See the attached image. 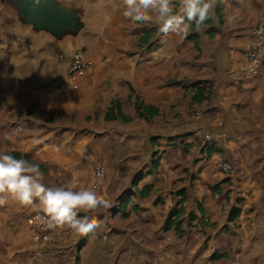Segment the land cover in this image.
Masks as SVG:
<instances>
[{"label":"crops","instance_id":"crops-1","mask_svg":"<svg viewBox=\"0 0 264 264\" xmlns=\"http://www.w3.org/2000/svg\"><path fill=\"white\" fill-rule=\"evenodd\" d=\"M84 1L73 3L84 8ZM212 4L222 16L213 14L214 36L207 26L197 31L198 50L188 39L190 32L164 36L155 23L132 24L119 11L123 0H106L112 8L108 29L80 38L94 42L95 64L78 89L55 80L43 89L33 87L29 50L21 52L11 34L3 43L5 16L0 14V88H19L24 79L29 83L0 110V151L29 156L48 184L71 179L73 173L82 182L95 181L94 168L103 164L107 175L100 188L110 202L107 209L95 210L100 227L85 235L55 233V242L39 250L26 225V216L40 210L38 201L24 206L9 198L0 205V264H39L42 259L59 264L68 256L91 261L110 256L115 264H178L172 246H164L168 241H162L161 223H148L161 204L169 208L181 201L182 229L188 232V214L200 216L205 226L230 221L240 210L231 208L233 200H242L248 191L251 197L263 196L264 68L251 80L242 73L251 30L264 20V0ZM6 72L9 79L2 77ZM199 88L205 89L204 98L196 102ZM195 103L204 109L200 121L192 117ZM206 133L213 143L207 149L210 157L203 158L206 151L193 146ZM221 156L232 162L231 174L214 166L213 159ZM179 212L173 210L170 219ZM167 229L175 227L167 223ZM169 240L176 241L173 236ZM100 244L109 251L98 250Z\"/></svg>","mask_w":264,"mask_h":264},{"label":"rangeland","instance_id":"rangeland-1","mask_svg":"<svg viewBox=\"0 0 264 264\" xmlns=\"http://www.w3.org/2000/svg\"><path fill=\"white\" fill-rule=\"evenodd\" d=\"M62 1L74 5L73 0ZM84 3V8L81 7L83 10L82 20L85 23L84 29L76 36H67L62 40H57L46 32H37L33 30L32 26L22 24L18 20L16 10L7 3L0 2V14L3 17L5 16V19L2 17L3 22L1 24L3 43L6 44L8 42L7 37L11 34L13 35L12 41L18 44V49H23L21 52L26 51V49L29 50L28 75L29 78H32L33 87L36 89L48 87L53 80L72 87L67 77L68 58L70 59L78 49L85 50L91 58L93 57L91 48L94 42L91 43L88 40L82 42L80 38L88 32L102 35L108 29L106 20L112 8H108L106 0H99L91 3V5L87 0ZM215 12L216 7L213 5V14ZM9 15H12V17L10 18ZM207 28L212 29L213 26H207ZM25 59L26 57L23 59V76L27 73ZM3 76L4 79H9L11 73L6 72ZM23 76L19 73L15 75V77ZM2 82L9 83L10 81L3 80ZM28 84L24 79L22 86H19V88L13 89L10 86L0 88V110L4 111L3 107L10 105L9 102L14 100V96L20 97L19 90L26 89ZM102 180H99V186L102 184ZM250 193L248 191L246 197L242 200H233L232 206L229 201L226 202L227 209L231 206V208H240L241 210L240 217L235 221L225 219L222 222L205 226L202 221L204 219L201 220L200 216L188 214L184 223V227H187L188 232L183 236H179L175 234V229H167V223L172 217L171 212L173 210L180 211L181 201L177 199L173 201L172 205H169V208L161 204L157 208L156 215H153L148 220V223H161L164 239L162 241H168L167 245L164 246L165 248H168L169 245L172 246V253H176L179 256L177 257L178 264H264V194L262 197L256 196V194L251 197ZM114 205L117 208L118 201ZM106 222L113 223L117 221L108 220ZM224 228L225 230H223ZM155 233V231L152 232L153 235ZM170 236H173L176 240L172 244L169 240ZM100 247L105 253L109 251V248L102 246V244L99 245L98 250H100ZM80 251L81 247L77 248L76 252ZM217 254L224 257L215 259ZM84 259H87V264H115V261L110 259V256L105 259L96 258L97 260L94 259V261H91V258L78 257L76 259L68 256L60 258L58 262L59 264H86ZM43 260L45 259H42L39 264H46Z\"/></svg>","mask_w":264,"mask_h":264},{"label":"clouds","instance_id":"clouds-1","mask_svg":"<svg viewBox=\"0 0 264 264\" xmlns=\"http://www.w3.org/2000/svg\"><path fill=\"white\" fill-rule=\"evenodd\" d=\"M119 11L132 24L155 23L164 36L187 35L193 29L200 30L211 19L213 4L212 0H123ZM9 198L24 206L38 201L42 222L47 227L67 225L79 235L100 227L95 210L110 206L98 182H82L73 173L71 179L48 184L39 164L3 150L0 151V205L6 204Z\"/></svg>","mask_w":264,"mask_h":264},{"label":"built area","instance_id":"built-area-1","mask_svg":"<svg viewBox=\"0 0 264 264\" xmlns=\"http://www.w3.org/2000/svg\"><path fill=\"white\" fill-rule=\"evenodd\" d=\"M245 69L242 74L244 80H251L260 76L264 68V20L258 21L251 30V38L247 49L244 51ZM95 61L83 49H78L73 53L68 67V80L73 89L80 87L81 81L87 75L88 71L94 66ZM192 117L200 121L203 117L204 109L199 103L192 106ZM213 143L211 134H204L202 139L194 144V150L205 152L203 158L210 157L207 154L208 147ZM202 152V153H203ZM214 166L225 174H231L234 171L232 162L225 157L213 159ZM94 175L96 182L102 180L107 175L106 167L99 164L95 167ZM43 213L35 211L26 217V225L33 243L39 250H45L49 244L55 242V233H69L72 231L67 225L49 228L42 222Z\"/></svg>","mask_w":264,"mask_h":264},{"label":"water","instance_id":"water-1","mask_svg":"<svg viewBox=\"0 0 264 264\" xmlns=\"http://www.w3.org/2000/svg\"><path fill=\"white\" fill-rule=\"evenodd\" d=\"M17 12L18 20L34 31L46 32L57 40L78 35L85 27L82 8L62 0H0Z\"/></svg>","mask_w":264,"mask_h":264},{"label":"trees","instance_id":"trees-1","mask_svg":"<svg viewBox=\"0 0 264 264\" xmlns=\"http://www.w3.org/2000/svg\"><path fill=\"white\" fill-rule=\"evenodd\" d=\"M219 10H220V8L216 6L215 15H218L219 17H221L222 14H221V12ZM209 25L210 26L214 25L213 15H212L211 19L206 21L205 24L203 26H201V28L204 27V26H209ZM209 33H210L211 36H214V34H215L214 29L212 28L209 31ZM188 39L193 41L194 44L196 45V48L198 50H200V35L197 33V30H195V29L191 30L190 34H188ZM204 92H205L204 88H199L198 89L197 95L195 97V101L196 102H200L202 100V98H204ZM13 155H15L16 157L18 156L17 158L20 157V158H24L26 160H29V156H22V155L17 154V153H14ZM127 201L133 205V202L131 200L128 199ZM183 201H185V199ZM134 209L136 210V206L135 205H134ZM183 214H184V209L182 208L179 213L173 214V217H176V219L173 220V218H172V219H170L168 221V228L171 229L172 227H175L176 233L179 236H183V235L186 234L185 230L182 229L183 222L180 220V217H182ZM239 216H240V210H235L234 213H232L230 219L234 220V219H236ZM222 257H224V256L217 254L215 259H221Z\"/></svg>","mask_w":264,"mask_h":264}]
</instances>
